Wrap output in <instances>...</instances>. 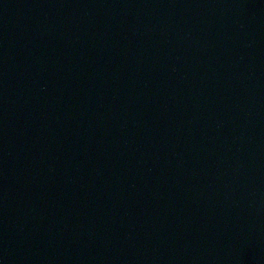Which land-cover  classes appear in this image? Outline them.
I'll list each match as a JSON object with an SVG mask.
<instances>
[{"label":"water","instance_id":"1","mask_svg":"<svg viewBox=\"0 0 264 264\" xmlns=\"http://www.w3.org/2000/svg\"><path fill=\"white\" fill-rule=\"evenodd\" d=\"M0 264H264V0H0Z\"/></svg>","mask_w":264,"mask_h":264}]
</instances>
